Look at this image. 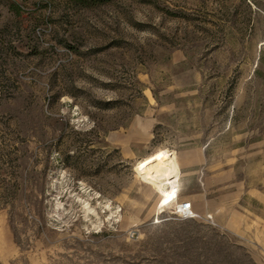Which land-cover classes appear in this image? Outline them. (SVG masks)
Here are the masks:
<instances>
[{
    "label": "rangeland",
    "instance_id": "rangeland-1",
    "mask_svg": "<svg viewBox=\"0 0 264 264\" xmlns=\"http://www.w3.org/2000/svg\"><path fill=\"white\" fill-rule=\"evenodd\" d=\"M0 264H264V0H0Z\"/></svg>",
    "mask_w": 264,
    "mask_h": 264
},
{
    "label": "bare ground",
    "instance_id": "bare-ground-1",
    "mask_svg": "<svg viewBox=\"0 0 264 264\" xmlns=\"http://www.w3.org/2000/svg\"><path fill=\"white\" fill-rule=\"evenodd\" d=\"M144 179L161 192L162 203L178 195L176 183L179 177L178 161L171 156L155 160L142 169Z\"/></svg>",
    "mask_w": 264,
    "mask_h": 264
},
{
    "label": "built area",
    "instance_id": "built-area-1",
    "mask_svg": "<svg viewBox=\"0 0 264 264\" xmlns=\"http://www.w3.org/2000/svg\"><path fill=\"white\" fill-rule=\"evenodd\" d=\"M159 209L162 212L173 214L182 219H193L201 217V214L195 210L191 201L180 200L178 195L170 198L166 202H161V205H159ZM204 217L212 219L211 214L204 215Z\"/></svg>",
    "mask_w": 264,
    "mask_h": 264
},
{
    "label": "crops",
    "instance_id": "crops-1",
    "mask_svg": "<svg viewBox=\"0 0 264 264\" xmlns=\"http://www.w3.org/2000/svg\"><path fill=\"white\" fill-rule=\"evenodd\" d=\"M213 207H214V205H210V204H209V205H208V210H213V209H214Z\"/></svg>",
    "mask_w": 264,
    "mask_h": 264
}]
</instances>
